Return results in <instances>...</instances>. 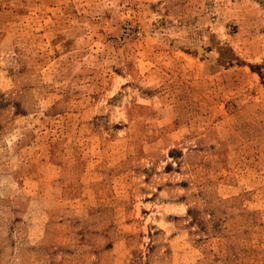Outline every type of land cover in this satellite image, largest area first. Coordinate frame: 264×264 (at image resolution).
Wrapping results in <instances>:
<instances>
[{
  "label": "rangeland",
  "instance_id": "obj_1",
  "mask_svg": "<svg viewBox=\"0 0 264 264\" xmlns=\"http://www.w3.org/2000/svg\"><path fill=\"white\" fill-rule=\"evenodd\" d=\"M0 264H264V0H0Z\"/></svg>",
  "mask_w": 264,
  "mask_h": 264
}]
</instances>
